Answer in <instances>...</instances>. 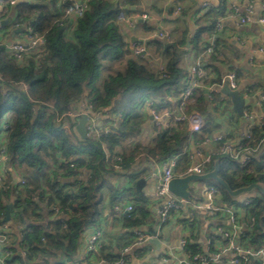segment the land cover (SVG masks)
Masks as SVG:
<instances>
[{
  "label": "trees",
  "instance_id": "1",
  "mask_svg": "<svg viewBox=\"0 0 264 264\" xmlns=\"http://www.w3.org/2000/svg\"><path fill=\"white\" fill-rule=\"evenodd\" d=\"M11 1L0 0V18L13 17L18 26H31L45 37V47L38 54L28 52L23 60H18L6 45L0 44V155H6L9 172L23 168L25 180L20 185L7 173L0 185V224L6 221L7 204L13 202L12 208L18 209L16 217L27 225L20 229L19 236L25 258L17 252L15 259H23L22 264H71L84 233L102 218L107 198L114 202L122 200L124 188L115 181L131 169L138 156L162 161L181 153L187 145L186 121H173L165 128L155 126L156 135L150 145L131 142L142 130L141 108L146 100H156L158 109L173 108L180 102L188 74L182 65L184 43L153 38L149 42L165 58V71L157 73L138 59L129 58L123 69L100 83L102 67L120 60L128 49L116 23L121 8L115 0H88L84 15L75 24L60 14L50 0H15L14 5ZM71 2L64 0V5ZM121 3L127 12L138 0ZM222 13L210 9L202 18L210 22L198 27L189 47L196 59L208 48L212 37L216 48L211 58H220L216 27ZM219 78L218 75L211 82H220ZM261 86L264 89V83ZM79 103L82 107L87 103L94 113L105 115L104 126L117 117L113 130L79 138L73 130L78 117L69 115ZM214 103L222 104L218 97L208 100L204 89H196L185 110L210 117L209 105ZM224 106L221 113L227 115V105ZM208 124L206 120L203 132L196 134L197 139L212 131ZM251 131L256 140L264 137V121L253 125ZM118 148L123 149L122 153L117 152ZM217 158L219 176L231 189L252 183L264 186V154L245 166L225 156ZM180 162L188 161L181 156ZM213 167L214 163L206 171ZM141 174L131 175L133 184ZM207 181L220 188L225 203L242 208L247 218L254 217L255 221L249 223L248 244L255 249L264 246V194L254 190L257 193L252 202L243 204L216 181ZM134 194L136 201L125 226H146L144 232L154 233L147 224L151 209L138 192ZM136 210L141 216L135 215ZM185 251L191 257L201 249L189 241ZM117 258L118 255L106 256L109 262Z\"/></svg>",
  "mask_w": 264,
  "mask_h": 264
},
{
  "label": "crops",
  "instance_id": "2",
  "mask_svg": "<svg viewBox=\"0 0 264 264\" xmlns=\"http://www.w3.org/2000/svg\"><path fill=\"white\" fill-rule=\"evenodd\" d=\"M263 2L264 0H179L180 5L182 6V12L177 13L176 3L171 2V0H138V4L131 6L130 10L127 11L133 22L126 24L121 23L120 26L118 24V27L121 34L124 36L125 41L128 43V46L133 42H141L140 39L147 38H149L150 41L153 38H158L163 41L170 40L175 43L183 42L184 45L182 48L184 49V54L182 65L186 71H188V65L195 63L199 59H196L190 52V41L198 30V27L207 26L209 24L208 22H210L209 20H203L202 18L206 16V13L210 9L213 10L214 13L216 11H222L223 13L221 15L218 14V24L216 27V37L219 39L217 48L219 50L218 53H220L221 56L219 59L211 58V56L205 57V60L201 59L203 62L202 64L209 72H211V79H216L219 75L220 81L229 71H235L239 78L238 90L242 96L250 101L248 106L253 107L254 113H256L257 116L256 124H260L259 122H262L261 120L264 121V106L255 105V100L260 97L261 92H264V89L261 86L264 83V70L254 68L251 65V62L254 59L264 61V54L259 51L264 45V26L256 21L262 14ZM204 3H208L207 8H203ZM50 4H53L60 14H62L63 7L66 6L64 5V0H50ZM233 6L238 8V13H236L235 8L233 9ZM248 15L252 18V22L241 24L239 22V17ZM6 20H8L7 23H5ZM0 23L2 25V28H0V44H4L8 48V46L13 43L26 40V34L24 31L25 27H21L22 30H24L16 33V30L20 26L14 21L13 17L9 18L8 16L0 18ZM71 28L72 27L70 26L68 31H71ZM161 33L167 34L168 38L153 37V35ZM212 38H210L209 41ZM147 45L150 46L151 52L154 56L159 54L156 52L153 44L149 42ZM185 56H187L188 59H186ZM122 59L123 57L120 60ZM138 60L148 68H152L154 71L158 69L157 62L153 58L142 57L138 58ZM117 64H119V62L114 61L109 62L102 67L100 83H102L109 74H115L118 70H121L126 66L120 64V66L114 67ZM214 82L216 83L217 81ZM208 83H212L211 80H209ZM206 89L208 88H204L205 96L210 100ZM217 97L218 102H220L221 95H215L214 99ZM228 98L232 103L231 98L229 96ZM177 99L178 97L175 98L174 101L176 102ZM147 101L148 100H146L141 108L143 112L142 130L131 140V142L134 140V142L142 143L144 145H150L156 135V127L148 111ZM84 104L85 107L78 106L76 111H87L89 109L88 105L87 103ZM214 105L219 106V109L214 107ZM214 105H209V110L211 114L215 113L214 115L209 117L208 115L202 114L206 118L207 124L209 123L207 127L211 125L210 127L212 128V131L205 132V135L214 136L221 134L230 140L237 141L240 133L244 131L246 127L245 120L242 119L236 111V118L230 117L231 115L235 116V113L232 111L233 107L229 105H227L226 108L227 115L221 113V111L225 109V106L222 107V104L216 103H214ZM94 114L97 118V124L102 125V120H104L106 116L96 113ZM115 120H117V117H114L112 122L108 123H114L116 122ZM150 134H152L151 140L148 139V137L151 136ZM129 143L130 140H128V144ZM209 147L215 146L214 144H211ZM122 151V148L117 149L118 153H122ZM162 161L147 159L145 155L138 156L131 169L123 172L122 175L116 179V184H119L124 188L125 192L128 190L131 191L129 196L130 199H122L114 202L110 197L107 198L104 214L98 222L104 231L101 251L94 256L87 254L85 248L86 233H84L78 254L71 264H75L81 257L86 259L90 264H117L116 261L109 262L106 259V256L118 255L119 257V252H121L126 244H131L134 240V229L137 228H127L125 226V220L131 216V213L128 215L126 212V207L129 204L134 205V201H136V195L134 192H138L143 197V201L146 203L147 207L151 209V219L147 224L154 229V232H156L159 220V200L155 196L157 181L153 176V172L154 170H159L161 168H153L152 162L160 164ZM188 164L189 161L180 162L176 172L182 173L187 168ZM117 170L121 171V168L119 167ZM23 172V168L18 169V171H12L10 169L9 172L6 165V155H0V185L3 183L4 179L6 180L8 174L14 178V182L19 184ZM142 172L143 174H141ZM132 174H141L142 176L140 178L144 177L147 179L142 192L136 190L137 181L133 184L130 178ZM151 179L152 182L150 183ZM254 190L245 192L236 197L239 201L247 198L252 199L253 195H256ZM204 198L200 201H204ZM218 205L229 206L223 201L222 196L218 201ZM116 206L119 207V210L116 209ZM17 210V208H12L11 210V222L13 225L11 244L17 252H19L21 251L19 249L20 229L25 228L27 225L20 223V218L16 217ZM238 211L241 216L242 231L244 234L238 231L235 233L234 240L243 246H252L248 244L250 220L246 217L242 208L238 209ZM135 215L141 216L140 211L136 210ZM218 226H224L228 229L231 228L229 218L222 212L209 214L205 212V210L200 209L194 211L193 214L191 211L173 213L157 237L160 240V246L157 247L156 244L151 242L136 245L132 250L130 260L126 264H180V260L187 263L191 261L193 256L190 257L186 251L182 252L180 250V240L182 237L186 238L188 242L190 241L192 244L200 247L201 252L197 254H206L207 251L217 252L227 244V240L224 239L221 234L217 233ZM140 228L143 231H146V226ZM18 254H20V252ZM166 258L167 260H165ZM230 259V255L225 253L222 260L214 264H232ZM22 260L23 259H20L21 264ZM38 261L41 263L43 262L41 259ZM242 264H261V262L258 257H251L248 261L243 262Z\"/></svg>",
  "mask_w": 264,
  "mask_h": 264
},
{
  "label": "built area",
  "instance_id": "3",
  "mask_svg": "<svg viewBox=\"0 0 264 264\" xmlns=\"http://www.w3.org/2000/svg\"><path fill=\"white\" fill-rule=\"evenodd\" d=\"M120 6V11L116 17V22L121 25V23H132L130 15L123 10L121 0H115ZM171 2L176 3V12H182V6L179 0H171ZM16 1L12 0L11 4H15ZM88 7V0H73L71 4L63 7L62 14L64 17L71 20L72 24H75L79 18L84 15L85 10ZM208 3L203 4V8H207ZM235 8L236 13H238V8ZM259 24L264 26V2L262 3V14L256 20ZM239 22L241 24H247L252 22L250 15L239 17ZM0 28L2 25L0 23ZM26 40L22 42H16L8 46L9 52L15 56L18 60H23L24 55L28 52L40 53L45 47V37L37 32L31 26L25 27ZM153 37L168 38L167 34H155ZM149 40V38H147ZM169 40V39H168ZM172 42V41H168ZM208 48L200 55L199 59L190 65H188V74L186 77L185 85L182 88V96L176 107L171 108H156L157 101L153 99H148L147 106L148 111L153 119L156 127L165 128L170 126L173 121H186L189 128V138L188 145L185 146L184 150L172 157L163 160L160 164H155L152 162V167H160L159 170H154L153 176L157 181V188L155 191V196L159 200L158 206V225L157 230L154 233H146L141 228L134 229V240L131 244L126 245L121 252H119V257L116 260L117 264H126L132 255V250L136 245H142L148 242L151 238H157L161 233L163 226L168 222L173 213H184L186 211H191L193 214L196 210H205L209 214H215L217 212H222L227 216L231 222V228H225L224 226H218L217 233L221 234L224 239L227 240V244L224 248L219 251H207L206 254H195L191 261L187 264H214L222 260L225 253L229 254L232 264H242L248 261L251 257H258L261 264H264V246L255 249L253 246H243L240 243L235 242L234 236L238 231L242 234L243 229L241 225V216L238 209L235 206L218 205L222 193L220 188L215 184H208L204 192V201H200L190 197V199H184L175 195L169 189L170 181L177 176H185L188 174H203L206 172V168L212 164L218 156H225L229 160L239 164L240 166H245L255 158H259L264 154V137L256 140L252 136L251 128L256 124V113H254L253 107H249V103L245 106L244 115L242 119L246 122V127L239 135L238 140H230L224 135H205L203 139L199 140L196 138V134H201L204 127L206 126V118L198 113L192 112L187 113L185 110L187 102L194 96L196 89L209 90L207 92L210 100L214 99L215 95H221L220 103L222 107L226 104L233 107L227 95L222 92V87L227 84L230 89L236 90L239 88V78L235 71H229L220 82L208 83L211 80V72H209L206 67L203 66L201 58L210 57L213 52H215V42L214 38L210 41ZM264 54V45L259 50ZM149 57L153 58L158 65L157 73H161L166 69V60L163 56L158 54L154 56L151 52L150 46L145 42H133L128 46L127 52L123 56V61L119 60V64L114 67L121 65H126L129 58H142ZM188 59L187 56H185ZM254 68H259L264 70V61L254 59L251 62ZM104 69V68H103ZM25 89L28 88L26 84L23 85ZM254 100V99H253ZM253 103V102H252ZM255 105L264 106V92H261L259 98L255 100ZM248 106V107H247ZM87 111H76L71 110L69 112L70 116L81 117L84 113H88L89 122L87 126V137L88 136H98L102 133L108 134L113 130L114 123L99 125L97 124V118L91 110V106L88 105ZM234 111V110H232ZM236 118V112L234 111ZM259 122L260 124H263ZM253 140V142H252ZM214 144L215 147H209ZM185 156L189 161L187 168L182 173H177V167L179 164V158ZM119 159V158H118ZM116 168L119 165L116 164ZM21 183H25L22 179ZM252 202L251 198L242 200L243 204H250ZM56 212L60 213L57 206H53ZM119 210V207L116 206ZM133 210V205L129 204L126 207V212L130 215ZM251 222L255 219L252 216L248 217ZM12 222L5 221L0 224V264H19L17 259H15L17 250L11 244L12 236ZM104 236V231L100 223L90 227L86 232V252L87 254L94 256L99 254L102 249V238ZM187 239L182 237L180 240V250L184 252L187 246ZM20 258H25L26 252L21 249ZM167 260V258L165 259ZM183 260H180V264ZM75 264H90L86 259L82 257L76 261ZM93 264V263H92Z\"/></svg>",
  "mask_w": 264,
  "mask_h": 264
},
{
  "label": "water",
  "instance_id": "4",
  "mask_svg": "<svg viewBox=\"0 0 264 264\" xmlns=\"http://www.w3.org/2000/svg\"><path fill=\"white\" fill-rule=\"evenodd\" d=\"M7 21L8 20H6L5 23H7ZM21 31L22 28L20 27L16 30V33ZM140 41L145 43L149 42V40H145V39H140ZM206 92H208V90H206ZM222 92L231 98L233 110L236 111L240 117H243L245 106L250 101L246 97L242 96L238 89L232 90L229 88L227 84H224V86L222 87ZM79 106H81V103H79ZM76 121L77 122L73 128L75 134L81 139H86L87 126L89 122L88 113H84L80 118H77ZM219 162L220 159L216 158L214 160L213 169L204 172L203 174H188L185 176L174 177L169 183L170 191L179 197H182L184 199H190L192 195L191 183L193 181L214 180L217 183H219L230 195L235 197L245 192H250L254 189L259 190L264 194V186H262L260 183H252L248 186H243L237 189H231L228 183L219 176ZM146 182H147L146 178L144 177L139 178L136 182V190L142 192V189L145 186ZM12 207H13V202H9L7 204V209H6V218H5L6 221L11 220ZM148 242L156 244L157 247L160 246V240L158 238H151ZM183 263L187 264L186 262Z\"/></svg>",
  "mask_w": 264,
  "mask_h": 264
},
{
  "label": "rangeland",
  "instance_id": "5",
  "mask_svg": "<svg viewBox=\"0 0 264 264\" xmlns=\"http://www.w3.org/2000/svg\"><path fill=\"white\" fill-rule=\"evenodd\" d=\"M116 62V61H115ZM147 67V66H146ZM228 105V104H226ZM230 106V105H229ZM215 113L211 114V115H214ZM73 117V116H72ZM108 124V123H107ZM151 136L148 137V139L151 140L152 138V134H150ZM152 182V179L150 181V183ZM124 183V182H123ZM208 181L207 180H204V181H193L191 183V192H192V197L195 198V199H199V200H202L204 198V192H205V189L207 187V184ZM130 193L131 191H126L124 190V193H121L122 194V199L123 200H126V199H130ZM257 193V192H256ZM259 194V192H258ZM18 263H20V259H17Z\"/></svg>",
  "mask_w": 264,
  "mask_h": 264
},
{
  "label": "clouds",
  "instance_id": "6",
  "mask_svg": "<svg viewBox=\"0 0 264 264\" xmlns=\"http://www.w3.org/2000/svg\"><path fill=\"white\" fill-rule=\"evenodd\" d=\"M19 28H20V27H19ZM24 29H25V28H24ZM24 29H23V30H24ZM23 30H22V31H23ZM145 40H147V39H145ZM148 43H149V42H148ZM78 118H80V117H78ZM215 159H216V158H215ZM213 163H214V162H213ZM206 172H207V171H206ZM21 180H22V179H21ZM21 180H20V185H22ZM1 184H2V183H1ZM10 221H11V220H10ZM20 250H21V249H20Z\"/></svg>",
  "mask_w": 264,
  "mask_h": 264
}]
</instances>
